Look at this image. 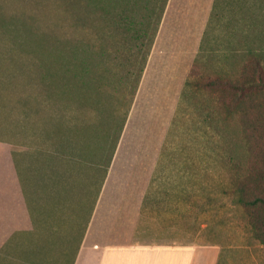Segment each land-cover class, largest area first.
<instances>
[{
  "label": "rangeland",
  "instance_id": "374dc122",
  "mask_svg": "<svg viewBox=\"0 0 264 264\" xmlns=\"http://www.w3.org/2000/svg\"><path fill=\"white\" fill-rule=\"evenodd\" d=\"M71 1L0 0V147L5 148V156L11 155V142L30 145L23 127L26 102L35 105L43 100L42 110L58 109V97L53 96L46 102L41 77L42 55L46 37L49 38L48 48L61 46L63 28L68 23L64 8ZM107 12V7L98 9L94 19L105 23ZM70 23L71 37L83 33L95 42L92 32L89 36L82 31L76 16L70 17ZM260 25L262 28L257 29L255 39L206 38L204 51L216 44L215 54L191 55L182 64L153 67L150 55L113 157L116 176L123 177L124 181L129 179L127 199L119 217V228L124 230L122 233L129 242L216 244L226 264H264V247H259L260 251L252 255L247 248L250 234L246 214L230 205V199L223 196L219 186L222 158L218 152L230 147L235 136H240L242 118L238 114L234 115L235 119L228 118L218 93L204 90L201 83V77L212 73L216 79H228L231 70L232 80L237 78L235 73L238 72L239 82L257 80L258 60L264 66V23H257ZM126 39L128 52L123 57L126 60H121L122 72L130 68L131 55H134V51L129 53L132 41ZM232 41H237L239 48L249 42L255 57L241 52L225 54ZM102 42L98 44L112 50L110 43ZM196 58L204 66L197 69ZM173 66L180 71L179 77L173 76ZM197 82L201 85H196ZM111 89L109 93L113 92ZM117 91L120 93L115 98L108 95L105 101L101 100L104 109L100 107L105 112L101 116L114 125L112 139L128 104L129 88L126 91L122 84ZM251 94L256 107L252 103L248 115L264 122V90ZM225 99L229 102V97ZM251 102L252 99L248 101ZM72 109L65 108V114L71 116ZM92 110L89 107L85 114L77 115L87 124L97 125L98 136L104 140L109 128L98 126L103 119ZM32 143L35 144L33 140ZM258 214L264 216L262 211Z\"/></svg>",
  "mask_w": 264,
  "mask_h": 264
},
{
  "label": "crops",
  "instance_id": "0c3cea01",
  "mask_svg": "<svg viewBox=\"0 0 264 264\" xmlns=\"http://www.w3.org/2000/svg\"><path fill=\"white\" fill-rule=\"evenodd\" d=\"M257 23H264V0H169L152 65L215 54L216 44L204 51L206 38L255 39ZM228 47L225 54L238 53L239 43ZM171 70L180 76L177 67ZM29 144L11 142L7 156L0 147V264L219 263L216 244L129 242L119 228L129 179L116 176L115 160L105 175L94 161L48 158L47 150L36 153L37 143Z\"/></svg>",
  "mask_w": 264,
  "mask_h": 264
},
{
  "label": "trees",
  "instance_id": "16d2710c",
  "mask_svg": "<svg viewBox=\"0 0 264 264\" xmlns=\"http://www.w3.org/2000/svg\"><path fill=\"white\" fill-rule=\"evenodd\" d=\"M168 2L169 0H72L64 8L68 23L63 28L65 33L62 42L60 40L61 46L59 44L60 47L55 49L48 48L49 38L46 37L42 55L41 77L46 102L53 96L58 97V109L53 112L42 110L43 100L35 105L28 101L24 105V132L39 146L34 148L36 153L40 149L47 150L48 158H53L55 153L65 162L94 161L107 174L143 79ZM105 7L108 8L106 22L94 19V12L98 9L105 10ZM71 16L77 17L82 31L89 36L91 32L94 34L95 42L87 39L83 33L71 37ZM126 38L132 41L129 53L134 51V55H131L133 62L130 68L122 72L121 60L125 59L124 54L128 52ZM99 41L101 44L104 41L106 45L110 43L112 50L108 51L100 46ZM245 45L236 50L254 58L256 53L250 49L249 42ZM194 66L198 69L204 63L198 59ZM232 71L228 79H216L214 73L207 74L201 77V83L204 90L218 93L228 118L235 119L236 114L242 118L240 136H235V142L230 147L218 152V156L222 158L219 186L223 196L230 199V205L242 209L246 214L250 234L247 248L251 249L252 255L260 251L259 247H264V216L258 214L260 211L264 212V122L259 117H250L248 110L252 103L255 106L251 93L264 90V66L258 60L257 80L250 78L239 82V72L235 73L237 78L232 80ZM122 84L126 86V91L129 88L128 95L126 93L128 104L122 114L117 134L112 139L114 125L111 126L110 119L106 121L105 116H101L105 113L101 109H104L101 100L105 101L108 95L114 98L118 96L120 91L116 90ZM196 85L201 84L197 82ZM109 88L113 92L109 93ZM225 97H229V102ZM250 99L252 102L248 103ZM95 104L99 107H95ZM89 107L103 119L98 126L109 128L104 140L98 136L97 125H89L80 120V115L85 114ZM65 108H73L71 116L65 114ZM207 200L211 201L210 196H207ZM218 264H226L222 250Z\"/></svg>",
  "mask_w": 264,
  "mask_h": 264
}]
</instances>
